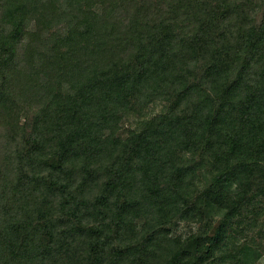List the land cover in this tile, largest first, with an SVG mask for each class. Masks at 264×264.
Returning a JSON list of instances; mask_svg holds the SVG:
<instances>
[{"label":"trees","instance_id":"1","mask_svg":"<svg viewBox=\"0 0 264 264\" xmlns=\"http://www.w3.org/2000/svg\"><path fill=\"white\" fill-rule=\"evenodd\" d=\"M262 257L264 0H0V264Z\"/></svg>","mask_w":264,"mask_h":264},{"label":"rangeland","instance_id":"2","mask_svg":"<svg viewBox=\"0 0 264 264\" xmlns=\"http://www.w3.org/2000/svg\"><path fill=\"white\" fill-rule=\"evenodd\" d=\"M159 108V102L155 103V104H151L148 105L146 111L147 112H153V111H157ZM131 123L130 122H126L125 123V127L129 126ZM196 227L194 225H184V224H177L173 227L172 230V234L173 235H182V236H187L189 235L190 232L195 231ZM257 264H264V257H262Z\"/></svg>","mask_w":264,"mask_h":264}]
</instances>
